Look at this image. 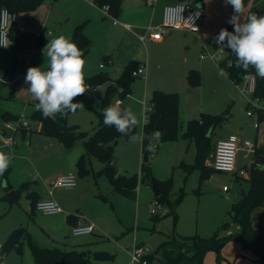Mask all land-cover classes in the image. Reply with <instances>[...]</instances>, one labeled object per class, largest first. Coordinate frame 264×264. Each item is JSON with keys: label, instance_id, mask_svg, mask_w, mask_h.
Segmentation results:
<instances>
[{"label": "rangeland", "instance_id": "1", "mask_svg": "<svg viewBox=\"0 0 264 264\" xmlns=\"http://www.w3.org/2000/svg\"><path fill=\"white\" fill-rule=\"evenodd\" d=\"M248 1L244 6L245 13L251 12L257 15H264V0ZM37 9L38 8L34 10ZM45 31L47 30L45 29ZM25 33L29 34L30 32L25 31ZM30 35V40L25 38V46L20 48L9 47V49L12 50L9 66L14 56L17 61L15 73L12 78L16 75H20L23 60L26 63L23 80L21 76V79L16 83L5 82L1 80L3 74L0 75V95L2 96L1 102L3 107L16 112L23 110L25 113H28L33 107L31 103L35 100L27 92L22 91V89L28 87V85L25 84L27 69L29 67H42L43 70H46L47 68L45 64L46 60L42 62L40 56L43 47L48 41L42 46L34 45V40L39 33ZM45 37H47V35ZM215 37L216 36H212L211 38L208 37L207 40H203L204 45L210 53H215L216 51ZM49 39L50 38L47 40ZM30 41L31 45L29 46L27 42ZM94 44L95 41L90 45V49L84 58L86 61V68L88 69V73H90L85 76H91L95 73L104 71L108 72L111 67L108 62L104 61L101 53L99 54L93 49ZM146 45V50L150 52L154 63V61L158 59V54L151 51L149 44L146 43ZM9 49H6V51ZM169 50L172 51L171 48H169ZM169 50L165 55L161 56V58H164V63H166L170 57ZM6 51L0 49L1 62L4 60ZM172 53L171 58H175L176 54L173 51ZM197 57H199V52ZM201 60L209 61L216 66V61L211 58L206 57L201 58ZM39 61L41 62L39 63ZM99 63H101L104 68L98 70ZM137 80H140V78L137 77L136 81ZM89 85H91L93 89L99 86L100 92L88 91L82 95L79 102L84 104V109H78L75 114L69 113L66 120L68 125H78V129L82 130H88L92 125H97L98 117L96 110L100 106L106 88V83ZM159 85L160 84H158V86ZM200 89L204 91V94H211L210 98L207 97L203 99V108L199 110V106L197 105L200 97L198 91ZM191 90L188 91L190 95H188L187 101L182 102V113H184V116H181L182 119H180L179 128L184 129L188 120L199 117L201 113L219 115L221 117V114L227 110V117H221L220 121L207 133L212 147L217 139L224 138L230 133L237 134L241 137V140L247 138L255 141L256 139L258 142L257 145H260V129H258V132L253 126L256 116L254 113L251 116L247 115V110L250 108L249 101H255L256 98L253 97L251 93L247 94V85L244 81L235 84L228 76L226 78L221 76L214 77L211 74H207L204 82L202 79L200 80V84L197 85L195 89L196 91ZM114 100L115 98H112L113 103ZM27 101H29V103H27ZM192 101H194L195 107L191 108ZM257 106L264 107V100L258 101ZM29 124L30 128H34L33 123ZM255 135H257V138H255ZM154 143L157 144V152L160 142L155 139ZM190 146L194 147V141ZM191 147L188 150L182 151L180 156L181 159L193 161L195 150L192 152ZM72 148H74V152L77 151V149L79 150V148L81 149L80 153L84 151L82 141H76ZM153 153L154 152H151L149 154L148 160L151 171ZM243 153L244 151H241L238 155L236 163L238 167L244 163L246 164V162L251 159L250 156L244 158ZM119 154L117 156V163L119 164L117 167L119 168L121 166L123 169H126L127 172L124 171V174L136 173L138 175L135 199H129L121 193L111 191V185L108 179L104 175L97 176L95 174V169L101 166V162L95 157H91L90 165L87 163L89 169L91 165L93 166V172L90 171L82 177L78 174L76 160L70 162L71 168L69 172H73L77 176L76 185L80 184L81 180H83L82 191L77 195H72V204L77 205L76 208H79V211L85 215L88 224H93L97 227V230L88 235L76 236L70 233L71 226L68 230L64 231L53 230L52 227L58 228L61 223L54 222L55 218L52 217V215H42L40 213L30 215L29 211L26 213L28 210V203L25 201V193H22L19 200L11 203V205L8 201L0 199V245L12 229L23 227L32 237V240L40 246L59 247L62 249H69L72 246L85 247L84 250L90 252V258L94 264H130V251L135 242L140 243L152 252L160 241L165 238L167 233L172 232L178 237L189 239V237L195 233L207 237L215 231L218 235L222 236L237 233L240 230L238 222L231 220L229 210L232 203L241 197V192L246 191L249 187L246 173L244 175H238L237 177L234 173L212 170L207 176L201 177L200 171L198 169H193L187 177L184 178L183 171L178 165L171 170L172 164H169L167 161L172 160V158H168L170 154L162 150L160 160L163 159V164H161L164 168H167L169 164L168 171L170 177H172L173 192L183 190L185 193L175 208L177 214L176 219H174L173 214H168L169 206L166 204L161 205L160 203L156 212L157 216L152 217L150 211V202L154 196L152 187L141 179L140 165L138 164L136 168H133L128 157L124 154L122 155L120 152ZM208 159H210V156ZM58 160L57 167L60 168L62 167V158H58ZM207 162H209V160ZM158 164L155 166L157 167ZM240 168L245 170L243 166ZM50 184L51 182L46 188L43 186L41 187L44 193L48 191ZM76 185L71 188H76ZM223 186L229 188L227 192L222 190ZM71 188H53L52 196L57 197ZM92 221H95V224ZM224 221H228L229 225L221 229L220 226ZM227 242L241 241L231 239ZM95 251L105 252L104 256L95 258ZM210 251L217 253L213 250ZM155 260L154 258V261ZM32 262L33 260L28 243L26 239H24L21 243V252L18 253L15 248H11L2 256L0 264H32Z\"/></svg>", "mask_w": 264, "mask_h": 264}, {"label": "crops", "instance_id": "2", "mask_svg": "<svg viewBox=\"0 0 264 264\" xmlns=\"http://www.w3.org/2000/svg\"><path fill=\"white\" fill-rule=\"evenodd\" d=\"M180 1L181 0H122L119 14L116 17H111L107 15L105 16L99 6L86 0H42L41 4L37 7V10L19 12L16 16L11 18L10 24L15 25L19 31H23L24 33L25 31L30 32L28 34L29 36H31L30 34L36 35L39 33L41 37H45L47 35V37L50 38L49 40H51L60 35L71 38L74 26L78 23L84 22L83 31L89 37L90 45L93 41H95L93 49H95V51L99 54L101 53L102 58L103 56H107L109 59L108 63L111 67L108 72L104 71L109 76V80L105 82L106 86L115 82L129 61L135 60L138 63L137 66L145 64V75H138L134 77V80L130 84V93L123 99L115 98L114 100L115 103L118 99H120L123 107L130 106L137 114L140 124L137 126L136 134H141L144 123V112L147 109V99L153 89H161L167 92H178V119L180 122V119H182L181 116H184V113H182V102L187 101L188 95H190V92L188 91L191 89V91H196L195 89L197 87L189 88L187 86V73L192 69L200 71V77L203 82L207 74H211L214 77H220L218 75L217 66L209 61L201 60V58L206 57H201L200 53L203 46H205L203 40H207L208 37L211 38L212 36H217L220 27L230 19L231 5L226 4L225 0H200L194 2L196 5L201 7L203 11L200 31L198 33H193L186 29L169 30L164 34V37L161 40H154L150 37H146L143 41L136 35L137 31L145 28L146 26H157L160 24L162 18V8L166 3H176ZM182 1L193 2V0ZM250 1L252 0H249L248 2ZM245 15H247V13H245ZM125 25H128L130 28L125 27ZM45 29L47 31H45ZM47 37H45V39H48ZM145 42L149 44L152 52L158 54V59H156L154 63L150 52L146 50L147 45ZM169 48H171L176 54L175 58H171L173 53L169 50ZM6 49H9V47ZM6 49L4 50L6 51ZM168 50L170 57L168 58V61L164 63V58H161V56L165 55ZM198 52L199 57H197ZM11 53L12 50H7L4 55V60L2 62L0 61V75L3 74L4 70H6L9 66ZM41 53V61L45 62L43 50ZM41 61H39V63ZM100 64L101 63L98 65V70L104 68L103 66L100 67ZM25 66L26 63L23 60L20 75H16L12 78L15 73L13 72L9 81L10 83H16L19 79H21V76L23 80L24 72L26 70ZM89 74L90 73H88V69L85 64L84 75ZM137 77H139L140 80L136 81ZM158 84L160 85L158 86ZM198 93L200 97L197 106H199L200 110L203 108V99L207 97L210 98L211 93L204 94V91L201 89ZM1 99L0 109L10 110L3 107ZM27 103H29V101H27ZM191 104V108L195 107L194 101H192ZM12 112L17 113L19 116H24L25 118L27 115V113L23 110ZM8 123H10V127H7L5 123L0 124V152L12 154L13 159L3 176H0V197L5 193V186L8 185L15 189L23 182H26L27 185L25 189L19 194L20 197L22 193H25V201L28 203V210L26 213L28 211L30 215L40 213L36 209L31 212V200L28 193L34 192L37 200L50 197L58 204L60 210L57 213H40L42 215H52V217L55 218L54 222L61 223L58 228L52 227L53 230L64 231L68 230L70 226L88 224V220L85 215L80 212L79 208H76L77 205L72 204L71 201L72 195H77L80 191H82L83 180H81L80 184L76 185V188L67 189L61 195H58L59 197H53L52 190L50 193L48 191L44 193L41 188L42 186L46 188L47 185L56 177L69 172V169L71 168L70 162L73 160L77 161L79 155L84 152L82 151V153H80V148L74 152V148H72V146L76 143V141L82 140L78 139L71 147L66 148L61 142L53 137H45L38 132H30L28 129L26 132H22L19 127L22 125L17 124V122ZM33 125L34 128L39 127V124L33 123ZM96 126L97 125H92L90 129L83 131L90 134ZM182 129L183 128H179V136L177 139L173 141L160 142L158 147L159 150L152 154V173L154 177L159 180H164L170 177V173L168 171L169 164H172L171 170H173L182 161L189 164L193 162H191V160L185 161L180 157L182 151L188 150L191 147L190 144L192 145L193 143V140L181 137L180 133ZM256 130L258 131V129ZM239 138L241 139V137ZM255 138H257V135H255ZM259 141L260 144H264V142L261 141L260 132ZM253 142L255 145L258 144L256 139ZM191 149L192 152H194V150L196 152L195 143L194 147H191ZM143 150L142 142L138 141L132 143L129 139H117L113 150V164L116 167L117 172L119 174H124V171L127 172V170L123 169V167H117L119 165L117 163V156L119 152L128 157L132 167L136 168L138 164L141 166V163L143 162ZM162 150L167 152V154H170L168 158H172V160L167 161L169 162L167 168H164L162 165L163 159L160 160ZM241 151H244V158L250 156L252 159V154H246V151L243 149L239 151L238 155ZM149 156L150 155L148 154V160ZM58 158H62V167L60 168L57 167V161H59ZM251 159L246 162V164H242L240 167L248 165L251 162ZM208 160L210 161V159ZM88 161L90 165L91 157ZM157 164L158 166L156 167L155 165ZM206 164L209 166V162ZM100 167L95 169V172ZM89 170L93 172L94 168L92 165ZM130 174L125 173L124 175L129 176ZM19 197L17 201L19 200ZM69 214H72L75 217V219L72 220L74 223H69L67 221V215ZM257 222H260L262 227H264V213H262ZM96 228L97 227L93 225V230L88 234L93 233L97 230ZM171 234L178 237L176 234L171 232L167 233L165 238L162 240H165L168 235ZM70 248L84 249L85 247L72 246ZM145 249L148 253H154V250L150 252L147 248ZM220 250L217 253L211 251L206 252L202 264H258L256 256L251 254L249 250L245 249L241 242H227ZM154 258L156 260L154 261L153 259L152 264L159 263V253H154Z\"/></svg>", "mask_w": 264, "mask_h": 264}, {"label": "trees", "instance_id": "3", "mask_svg": "<svg viewBox=\"0 0 264 264\" xmlns=\"http://www.w3.org/2000/svg\"><path fill=\"white\" fill-rule=\"evenodd\" d=\"M182 1V0H181ZM200 0H193V3ZM248 0H243L244 6ZM42 0H0V8L6 7L10 17L16 16L19 12L30 11L36 9ZM100 6L107 4L108 11L112 17H116L121 10L122 0H95ZM247 14H251L248 12ZM233 15V7L231 6L230 17ZM84 22L78 23L72 30L71 38L78 46L84 50L85 55L88 53L90 46V39L83 31ZM222 28L228 31H234L233 25L228 21L223 24ZM25 38L30 40V36L23 31L17 30L15 25L10 24L8 29L9 46L20 48L26 45ZM47 39L36 36L34 45L42 46ZM31 45V41L27 42ZM33 43V42H32ZM225 59L220 62L221 68L226 66L228 60L235 61V56L231 54V50L224 56ZM104 61H108L107 56H103ZM135 60L129 61L119 77L113 84H108L104 90L100 106L96 111L98 123L92 133L78 129L76 125H68L67 116L61 117L57 115L53 118H44L41 112L36 111L34 105L38 102L34 100L32 109L27 113V126H19L22 132L28 129L30 132H38L45 137H53L68 148L73 143L81 139L84 145V152L79 155L76 166L80 176L89 173L88 160L90 157H95L101 162V167L95 172L96 175H104L111 185V190L123 194L129 199H135L138 175L136 173L126 176L119 174L113 164V150L116 140L119 138L129 139L127 136H122L118 133L115 127L105 126L103 123V116L100 109L114 104L112 98L123 99L130 93V84L134 80L135 75L132 71L138 66ZM228 77L238 84L247 73H254V69H249L244 72L235 67L227 69ZM87 84H102L109 80L106 72L96 73L91 76H85ZM199 71L192 69L187 73L186 83L189 88L196 87L200 84ZM82 96V95H81ZM81 96L74 99L73 102H78ZM252 96L259 101L264 100V79L256 76ZM2 96L0 95V99ZM123 107V105L121 104ZM154 106V107H153ZM179 94L178 92H167L161 89H153L147 100V109L144 112V123L142 126V134L159 132L160 136L156 138L159 142L172 141L179 136ZM256 118L259 121H264V108L254 109ZM17 113L7 109H0V124L7 122H17L20 119ZM219 115H212L201 113L199 117L192 118L187 121L186 126L181 133V136L193 140L196 146L195 157L192 163L180 162L178 167L183 171V177L193 170L198 169L200 175L207 176L212 170L211 166L206 164L213 147L210 143L207 133L219 121ZM29 123L39 124L37 128H30ZM21 125V124H20ZM137 128L135 129V133ZM155 140L150 142L148 139L142 140L143 149L149 146L148 154L156 152L157 144ZM247 175L249 187L246 191L241 192V197L234 201L229 210L231 220L238 222L240 230L237 233L229 235H218L215 231L207 237L198 235L197 233L191 235L189 239L184 237H176L175 235H168L165 240H162L154 249V253H159V263L165 264H202L204 255L207 251L213 250L219 252L221 247L231 239L241 241L245 249L249 250L251 254L255 255L258 264H264V229L257 220L264 213V144L255 145L252 154L251 162L248 165H243ZM141 179L147 184L155 181L158 187L159 194L153 196L157 201L163 205L169 206L168 214H173L176 219L175 208L182 199L184 191L173 192L172 177L164 180H159L154 177L148 160L142 162L140 166ZM238 177V175H237ZM26 182L20 184L13 189L10 186H5V193L0 197L11 203L15 202L19 194L25 189ZM31 212L35 210V203L37 198L34 192H29ZM106 197V196H105ZM157 213L152 215L156 217ZM75 217L72 214L67 215V221L74 223ZM229 225L228 221H224L220 228H225ZM26 239L33 264H94L90 258V252L84 249H62L59 247H43L32 240V237L23 227H16L12 229L6 239L0 245V262L2 256L11 248H15L18 253L21 252V243ZM103 251H95L94 257L104 256ZM154 253L146 255L147 264H152Z\"/></svg>", "mask_w": 264, "mask_h": 264}, {"label": "clouds", "instance_id": "4", "mask_svg": "<svg viewBox=\"0 0 264 264\" xmlns=\"http://www.w3.org/2000/svg\"><path fill=\"white\" fill-rule=\"evenodd\" d=\"M225 3L233 7V15L228 23L233 25L234 31L222 28L215 38V43L221 53L225 52V47L230 49L235 61L228 60L226 66L221 68L219 64L225 57L214 56L218 75L226 78L227 69L233 67L244 72L251 68L264 79V15H245L243 0H225ZM43 54L46 70L42 67H29L25 77L28 87L22 89L38 101L34 105L35 110L41 112L44 118L54 119L57 115L65 117L69 113L75 114L78 109H84V104L73 102L74 99L88 91L100 92L99 86L93 89L86 83L84 50L72 39L60 35L48 40ZM121 104V101H117L100 109L104 125L115 127L118 133L127 136L132 143L148 139L151 147V142L158 138L160 133L157 131L136 134L135 129L140 120L130 106L122 107ZM12 159V154L0 152V176L8 169Z\"/></svg>", "mask_w": 264, "mask_h": 264}, {"label": "built area", "instance_id": "5", "mask_svg": "<svg viewBox=\"0 0 264 264\" xmlns=\"http://www.w3.org/2000/svg\"><path fill=\"white\" fill-rule=\"evenodd\" d=\"M90 3H93L99 6L95 0H86ZM107 6V7H105ZM102 12L111 16L108 11V5L99 6ZM112 17V16H111ZM203 17V11L201 7L196 5L191 1H180L176 3H166L162 8V18L160 24L157 26H146L145 28L136 32V35L140 40H144L146 37H150L154 40H161L164 37V34L169 30H180L186 29L193 33H198L200 31L201 19ZM10 14L6 7L0 8V49H6L9 46L8 39V29L10 26ZM125 27L130 28L128 25ZM217 37V36H216ZM226 43V41H225ZM7 45V46H4ZM216 45L215 53H210L205 46H203L200 56L209 57L213 59L214 56L223 55L225 56L230 49L225 47V52L221 53L219 46ZM109 62V59L108 61ZM103 65L100 64V67ZM145 64L138 66L135 70L132 71V75H145ZM258 76L254 73H247L243 76L242 81L247 85V94L253 92L255 78ZM117 101H120L118 99ZM116 101V102H117ZM258 99L255 101L250 100V108L247 110V115L251 116L255 114V108H264L259 107ZM256 116V114H255ZM20 120L17 121V124L22 126H27V120L24 116H20ZM7 127H10V123H5ZM254 128L260 129V138L264 142V121H259L257 118L253 123ZM245 150L246 154H253L255 149V144L249 139L241 140L237 134H229L225 138L217 139L214 143L213 150L210 155L209 166L214 170L225 171L234 173L236 175H244L245 170L237 167V157L240 150ZM77 184V176L73 172H67L56 177L50 184L48 192L50 193L53 188H71ZM223 191H227L228 187L223 186ZM151 214L154 215L157 212L159 207V202L154 197L151 200ZM35 209L42 214H54L57 213L60 208L56 201L50 197L42 198L37 200L35 203ZM264 229V227H262ZM93 230L92 224L85 225H74L71 227V234L73 235H82L88 234ZM130 264H147L146 255L148 254L147 250L140 243L133 245L131 251ZM156 264H165V263H156Z\"/></svg>", "mask_w": 264, "mask_h": 264}, {"label": "water", "instance_id": "6", "mask_svg": "<svg viewBox=\"0 0 264 264\" xmlns=\"http://www.w3.org/2000/svg\"><path fill=\"white\" fill-rule=\"evenodd\" d=\"M16 64H17V61H16V57L14 56L11 65L4 71V73H3L2 77H1V79L3 81H5V82H9L10 81L11 76H12L13 72L15 71ZM227 113H228V111L226 110L225 112H223L221 114V117L222 118H226L227 117ZM148 150H149V146H146L144 148V150H143V153H142L143 162H146L148 160ZM151 186H152V190H153L154 195L157 196L159 194V191H158V187H157L156 182L152 181Z\"/></svg>", "mask_w": 264, "mask_h": 264}]
</instances>
